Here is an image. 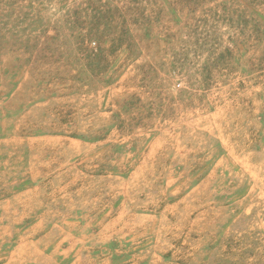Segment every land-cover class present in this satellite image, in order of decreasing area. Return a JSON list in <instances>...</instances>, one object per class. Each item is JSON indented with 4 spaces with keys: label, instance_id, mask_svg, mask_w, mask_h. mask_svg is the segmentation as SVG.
I'll return each mask as SVG.
<instances>
[{
    "label": "rangeland",
    "instance_id": "rangeland-1",
    "mask_svg": "<svg viewBox=\"0 0 264 264\" xmlns=\"http://www.w3.org/2000/svg\"><path fill=\"white\" fill-rule=\"evenodd\" d=\"M0 264H264V0H0Z\"/></svg>",
    "mask_w": 264,
    "mask_h": 264
}]
</instances>
